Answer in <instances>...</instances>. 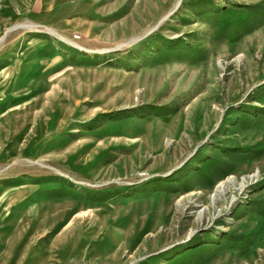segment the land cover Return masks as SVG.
<instances>
[{
    "label": "rangeland",
    "instance_id": "obj_1",
    "mask_svg": "<svg viewBox=\"0 0 264 264\" xmlns=\"http://www.w3.org/2000/svg\"><path fill=\"white\" fill-rule=\"evenodd\" d=\"M0 264H264V0H0Z\"/></svg>",
    "mask_w": 264,
    "mask_h": 264
},
{
    "label": "bare ground",
    "instance_id": "obj_2",
    "mask_svg": "<svg viewBox=\"0 0 264 264\" xmlns=\"http://www.w3.org/2000/svg\"><path fill=\"white\" fill-rule=\"evenodd\" d=\"M226 193H227V185L220 184L216 189L215 194L213 195V200H217L219 196L225 195Z\"/></svg>",
    "mask_w": 264,
    "mask_h": 264
}]
</instances>
